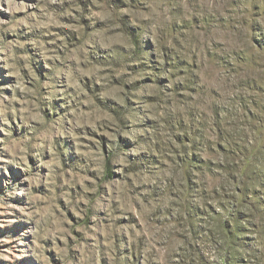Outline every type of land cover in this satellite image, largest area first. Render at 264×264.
Returning a JSON list of instances; mask_svg holds the SVG:
<instances>
[{
    "label": "rangeland",
    "instance_id": "rangeland-1",
    "mask_svg": "<svg viewBox=\"0 0 264 264\" xmlns=\"http://www.w3.org/2000/svg\"><path fill=\"white\" fill-rule=\"evenodd\" d=\"M0 264H264V0H0Z\"/></svg>",
    "mask_w": 264,
    "mask_h": 264
}]
</instances>
